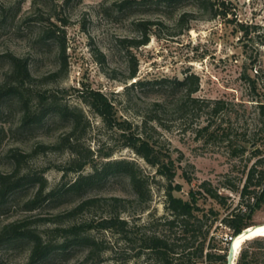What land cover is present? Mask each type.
I'll use <instances>...</instances> for the list:
<instances>
[{
  "label": "rangeland",
  "instance_id": "374dc122",
  "mask_svg": "<svg viewBox=\"0 0 264 264\" xmlns=\"http://www.w3.org/2000/svg\"><path fill=\"white\" fill-rule=\"evenodd\" d=\"M122 2L128 5L120 8ZM229 2L231 12L225 18H210L209 11L194 0L170 9L144 5L142 0H0V85L7 80L10 67L6 54L25 57L31 74L23 89L29 113L55 102L82 115L77 124L57 112L41 123H27L18 95H7L1 101L0 264H158L145 253L137 255V250L142 233H161L164 228L159 217L166 212L167 180L125 146L119 131L109 128L81 101L78 89L85 85L104 92L114 102L117 117L132 122L138 126L134 131L142 132V111L153 95L144 97L142 86L129 90L126 86L136 79L181 78L190 72L199 79L193 93L197 101L189 105L185 116L169 107L161 113L164 127L155 126L150 132L156 146L169 153L177 166L174 183L181 189L174 191L175 195L187 199L189 190L206 180L227 196V207L210 197L198 200L205 210L212 207L218 211L211 229L212 251H222L230 230L220 219L240 198L239 192L221 185L240 184L244 171L255 160L254 146L246 145L244 153L233 156L237 143L230 147L219 135L199 136L197 130L206 123L208 99L224 100L232 115L227 123H233L234 132H240L234 116L245 114L252 120L253 104L264 102V0ZM182 12L192 17L178 23ZM142 20L152 22L147 27L149 41L128 46L122 40L141 38ZM239 22L249 26L247 35L238 28ZM47 30L56 31L53 38L46 37ZM59 42L65 46L63 58L58 54ZM133 69L136 76L129 79ZM165 93L175 104L180 90ZM40 99L45 103L40 104ZM260 148L264 150V144ZM107 153L109 157H105ZM77 155L88 160L82 171L69 169L75 167ZM113 159L132 161L147 177L149 200L136 199L129 177L123 173L97 179L85 192L63 190L64 184L80 173H91ZM6 181L8 186H17L7 192L2 188ZM52 190L60 192L49 195ZM111 196L126 201L104 200ZM35 198L37 202L31 203ZM88 198L98 201L76 207ZM109 213H119L128 221L131 241L125 243L100 228L98 221ZM261 223L264 201L247 215L243 229ZM29 232L36 234L42 245L51 247V252L36 263L30 262L33 241L27 236ZM243 249L257 252L252 264H264V232L243 238L235 261ZM192 264L221 263L199 258Z\"/></svg>",
  "mask_w": 264,
  "mask_h": 264
},
{
  "label": "trees",
  "instance_id": "16d2710c",
  "mask_svg": "<svg viewBox=\"0 0 264 264\" xmlns=\"http://www.w3.org/2000/svg\"><path fill=\"white\" fill-rule=\"evenodd\" d=\"M183 1L186 0H142V4L170 9ZM194 1L198 3L201 9L209 11L208 17L210 18L217 16L225 18L231 12L229 0ZM125 5H128L127 2H122L119 4V7L123 8ZM190 17L192 16L189 12H182L176 22L180 23L184 19L188 21ZM139 24L142 25L141 38L137 41L123 39L122 41L129 43L128 46L137 47L149 41L147 27L152 22L142 20ZM236 24L240 30H243L244 35H247L249 26L241 22ZM55 32V30H47L46 37L53 38ZM59 44L60 49L58 54L63 58L65 46L62 42H59ZM6 56L9 59L10 67L6 76L7 80L0 85V103L7 95H18L24 107L23 119L27 123H41L52 112H57L62 117L71 118L75 124L80 121L82 117L80 111L67 105L61 107L55 102H51L47 107L42 106L35 114H30L27 99L23 92L25 82L31 78L28 59L12 53H8ZM135 76L136 69H133L128 78L130 79ZM198 84V76L190 72L185 73L181 78L161 77L142 78V80L136 79L130 85L126 86V90L142 86V95L144 97L153 95L151 101L145 102L146 105L144 106V111H142V120L140 123L142 132L134 131L138 127L137 125H133L132 122L117 117L114 102L104 92L85 85L78 89L81 101L100 116L109 128H114L119 131L120 135L126 141L125 146L133 149L150 166L155 167L157 174L167 180L164 200V209L166 212L159 217L160 224L164 228L161 230V233H142L137 250V255L145 253L158 264H174L175 262L178 264H192L199 258L209 263L219 262L225 264L228 245L231 239L241 232L244 226V219L247 215L264 201V150L260 148V145L264 144V102L261 100H256V103L253 104L255 115L252 120H249L245 114L234 116L236 124L240 126V132H234L233 123H227V121H230L232 115L224 106V100L208 99L206 123L197 130L199 136L205 134L207 136L219 135L230 147L234 142L237 143V148H234L231 152L233 156L244 153L247 148L246 145L254 146L252 156L255 157V160L244 171V175L240 179V184L238 186L225 183L221 185L232 191L239 192L240 198L237 204L220 219V223L229 228V236L231 237V239H225L224 245L220 248L222 250L221 252L212 251L215 246L212 243L214 233L211 229L218 217V211L212 207L205 210L204 207L198 204V200L200 197H210L216 203L220 204V206L227 207V196L220 193L218 188L212 187L211 183L206 180L202 181L197 188L190 189L187 199L174 194V191L181 189L179 183H174L177 166L169 153H163L156 146L150 130H154L155 126L164 127L161 113L166 112L169 107L171 109L173 107L176 112L185 116L189 112V105L197 101L193 93L198 90ZM178 89L180 90V94L177 102L175 104L173 102L170 103L169 95L165 91H176ZM45 101L40 99L38 102L41 104L45 103ZM244 111H246V107L243 108V113ZM109 156L110 153H107L105 157ZM87 163V159L80 158L77 155L74 162L76 164L75 167L70 166L69 169L82 171ZM115 173H123L129 177L137 200L145 202L150 199L147 177L141 174L139 168L132 161L125 159L106 160L100 168L95 167L93 172L88 174L80 173L73 181L65 183L62 188L65 192H85L97 179L105 178ZM183 175L187 181H190V177L186 172ZM16 186V184L8 186V182L6 181L5 183L3 182L2 188L7 189V192H9ZM59 192L60 190H52L49 195H57ZM250 199H252V202H249ZM104 200H111L115 203L126 201L125 198L119 196H111ZM96 201H98V198H88L81 201L76 207L81 208L86 204ZM30 202H37V198L30 200ZM142 207L144 208V206ZM243 207L245 208L244 211L242 210ZM98 225L101 229L109 230L116 234L125 243L131 241L127 236L128 221L122 218L119 213H109L98 221ZM165 230L169 231L170 234H165ZM27 236L33 241L30 255L31 263H36L51 252V247L48 244L42 245L36 234L29 232ZM256 256L257 252L243 249L240 251V255L235 264H252ZM261 256L264 259V250L261 252Z\"/></svg>",
  "mask_w": 264,
  "mask_h": 264
},
{
  "label": "bare ground",
  "instance_id": "6f19581e",
  "mask_svg": "<svg viewBox=\"0 0 264 264\" xmlns=\"http://www.w3.org/2000/svg\"><path fill=\"white\" fill-rule=\"evenodd\" d=\"M248 230H249V231H247L248 233L244 232V233L239 234L238 236L233 237L232 240H233V244H234L236 253L238 251L239 245H240L241 241L243 240V238L257 234L259 232H264V223L249 227Z\"/></svg>",
  "mask_w": 264,
  "mask_h": 264
},
{
  "label": "water",
  "instance_id": "95a60500",
  "mask_svg": "<svg viewBox=\"0 0 264 264\" xmlns=\"http://www.w3.org/2000/svg\"><path fill=\"white\" fill-rule=\"evenodd\" d=\"M248 229H249V227L244 228L243 230H241V232H239L235 236H238L239 234L244 233V232L248 233L247 232V231H249ZM235 259H236V252H235V247H234L233 241L231 239V241L228 245V251H227V255H226V263L225 264H235L236 263Z\"/></svg>",
  "mask_w": 264,
  "mask_h": 264
},
{
  "label": "built area",
  "instance_id": "2783aa9c",
  "mask_svg": "<svg viewBox=\"0 0 264 264\" xmlns=\"http://www.w3.org/2000/svg\"><path fill=\"white\" fill-rule=\"evenodd\" d=\"M229 237V239H231V237L230 236H228Z\"/></svg>",
  "mask_w": 264,
  "mask_h": 264
}]
</instances>
